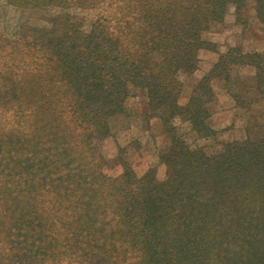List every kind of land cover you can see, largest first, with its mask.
Listing matches in <instances>:
<instances>
[{"label":"trees","instance_id":"1","mask_svg":"<svg viewBox=\"0 0 264 264\" xmlns=\"http://www.w3.org/2000/svg\"><path fill=\"white\" fill-rule=\"evenodd\" d=\"M6 1L22 10L57 8L48 19L51 29L24 27L14 42L0 36V49L9 46L10 55L35 35L46 41L48 55L42 63L60 71L64 86L76 95L79 106L73 114L80 123H94L105 132L108 115L123 112L122 101L133 87L146 90L152 112L158 111L165 125L185 112L193 129L206 133L210 128L201 118L206 110L200 99L195 101L199 85L181 106L178 75L196 70L199 50L210 45L201 34L222 21L227 6L233 4L240 22L248 0ZM254 1L264 19V0ZM69 7L100 10L90 31L84 32L82 20L66 13ZM59 24H64L62 32ZM243 58L255 61L239 52L228 63L236 65ZM221 65L225 70L227 64ZM258 68L256 85L262 89L264 68ZM0 78L8 89L22 83L13 72L0 70ZM169 132L170 147L159 157L166 168L164 180L153 169L136 178L123 161L119 177L105 175L112 189L94 178L88 181L89 196L82 206L77 197L64 204L59 187L62 201L56 213L39 216L24 201L21 211L0 225L1 240L8 246L3 256L9 260L0 262L264 264V134L248 133L245 140L229 142L209 156L187 144L173 127Z\"/></svg>","mask_w":264,"mask_h":264},{"label":"rangeland","instance_id":"2","mask_svg":"<svg viewBox=\"0 0 264 264\" xmlns=\"http://www.w3.org/2000/svg\"><path fill=\"white\" fill-rule=\"evenodd\" d=\"M56 12L57 8L22 10L0 0V36L14 42L24 27L49 30L48 19ZM66 13L82 20V30L88 32L100 10L69 7ZM242 13L241 24L233 4H229L222 21L213 22L201 34L210 45L199 50L196 70L178 75L181 106L189 102L199 85L195 101L200 99L202 110H206L201 114L210 128L206 133L196 132L183 118L185 112L165 125L158 111L152 112L146 90L133 87L122 101L123 112L109 114L106 131L102 132L94 123H80L73 114L78 105L76 95L64 86L60 71L42 63L48 55L46 41L35 35L10 55L9 46L0 49V70L17 73L22 80L13 90L0 83V225L20 212L24 201L39 216L56 213L62 201L58 187L65 194L64 204L69 206L70 197H77L78 206H82L89 196L88 181L94 178L93 182L112 189L105 175L119 177L123 161L136 178L153 169L157 178L164 180L166 168L159 157L170 147L169 127L192 148H200L209 156L217 155L229 142L245 140L248 133L264 134V87H257L255 79L258 65L264 68V19L258 16L254 0L247 1ZM63 27L57 26L59 32ZM239 52L253 56L255 61L243 58L230 66L228 61ZM221 61L227 64L225 70ZM1 232L0 227V260L8 251ZM18 264L30 262L23 258Z\"/></svg>","mask_w":264,"mask_h":264}]
</instances>
